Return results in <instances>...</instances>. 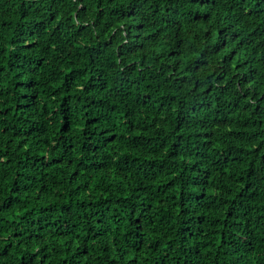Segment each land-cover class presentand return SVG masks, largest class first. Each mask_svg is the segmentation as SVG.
Masks as SVG:
<instances>
[{
	"label": "trees",
	"instance_id": "16d2710c",
	"mask_svg": "<svg viewBox=\"0 0 264 264\" xmlns=\"http://www.w3.org/2000/svg\"><path fill=\"white\" fill-rule=\"evenodd\" d=\"M0 264H264V0H0Z\"/></svg>",
	"mask_w": 264,
	"mask_h": 264
}]
</instances>
